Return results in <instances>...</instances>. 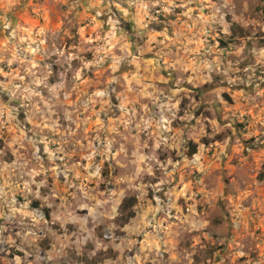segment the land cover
<instances>
[{"label":"rangeland","instance_id":"obj_1","mask_svg":"<svg viewBox=\"0 0 264 264\" xmlns=\"http://www.w3.org/2000/svg\"><path fill=\"white\" fill-rule=\"evenodd\" d=\"M183 2L188 7L162 12L127 0L125 16L115 7L109 11V0H0V202L17 212L0 219L6 238L55 223L102 241L100 264H179V251L199 244L201 231L215 240L223 228L230 241L243 219L255 250L233 257V264L264 260V137L248 135L256 110L243 103L264 93V33L253 36L231 13L224 15L225 0H204L209 6L202 8L200 0ZM185 31L200 38L174 59L170 41ZM133 85L143 89V99L158 95L161 103L176 93L180 117L195 105L191 120L182 123L195 127L203 119L211 122L207 131L213 125L219 130L199 141L184 137L183 166L178 155L168 164L180 169L170 184L145 177L141 183L158 190L141 193L138 185L130 195L123 189L132 178L122 181L114 214L104 216L92 205L116 191L126 165L112 157L120 145L108 155L96 146L113 137L139 145L148 134L137 135L130 119L139 99ZM149 131L156 136L157 129ZM234 154L257 162L240 182L233 179L239 162ZM153 159L163 163L168 154L157 146ZM186 169L192 170L186 175ZM41 182L43 199L31 195ZM130 199L137 201L128 210L135 218L126 223L122 206ZM227 241L206 248L205 264L225 255ZM22 255L0 243V264ZM194 259L200 264V256Z\"/></svg>","mask_w":264,"mask_h":264},{"label":"clouds","instance_id":"obj_2","mask_svg":"<svg viewBox=\"0 0 264 264\" xmlns=\"http://www.w3.org/2000/svg\"><path fill=\"white\" fill-rule=\"evenodd\" d=\"M125 2L127 0H109L108 10L111 11L112 7H115L120 13L127 16L130 14L129 11L122 7V4ZM191 2L192 0H188V3ZM132 3L137 7L147 8L150 11H155L158 8L162 12H172L178 7H188V4H185L183 0H132ZM203 6L209 5L205 4L204 0H200L197 7L202 8ZM222 7L226 10L223 13L224 15L231 13L233 20L242 23L253 36H256L257 33H264V0H225ZM237 13H239L238 16ZM200 22V20L197 21V23ZM199 38L195 33L187 31L177 32L170 41L177 49L173 54V58H182L183 54L189 51L190 45ZM130 91L139 98L138 102L133 106L134 111L130 119L134 120L137 135L140 132L148 133L146 140H142L137 145L133 140H122L120 137H113L112 141L107 144L104 140L100 141L99 146L94 144L97 147L98 154L104 153L105 155L111 152L112 147L120 145L117 147L116 153L112 154V157L119 156L126 165V172L121 174V181L117 182L116 191L110 192L106 197L101 198L99 202L92 205L93 210L109 217L114 214L111 209L119 198L122 181H128L129 177L132 178L123 189L130 195L136 191L138 185H140L139 191L141 193L148 187H155L158 190V185L142 184L141 182L144 181L145 177L150 176L153 179L159 180L162 184H170L173 172L179 174L180 169L175 165L169 169L168 164L170 161L175 160L178 155L180 157V165L183 166L184 152L180 151V149L184 148L187 144L184 137L186 136L189 140L199 141L205 137H214L219 130L213 125L212 131H207L211 122L203 119L198 121L195 127L191 123H182L183 120H191V110L195 105H191L185 112L184 117H180V110L177 104L173 102L177 99L176 93L168 97L166 103H161L158 95H154L151 99H143L145 93L142 88H136L133 85ZM243 103L246 110H256V116L250 122L252 126L248 130V135H255L257 136V140L260 141V137H264V93L257 92L254 97H246ZM156 107L161 108L162 111L156 112L154 110ZM173 122H175V126H173ZM256 125L259 127H256ZM152 128L157 129L156 136H153L149 131ZM157 146L160 147V154H168L167 161L161 163L153 159ZM145 150L147 151L145 152ZM174 151L176 155L173 154ZM137 153L142 155L143 158L141 160L132 158ZM260 155L264 158V152H261ZM234 158L238 159L239 162L237 163L238 171L236 177H233V179H237V182H240L242 173L254 172L257 162L251 156L245 160L235 157L234 154ZM261 162H264V159ZM141 164L143 165L142 169L140 168ZM191 170L186 169V175ZM158 172L160 175H157ZM214 179L215 177L212 173L205 176V180L210 185L214 183ZM30 183L35 182L30 181ZM69 183L71 186V182ZM5 187L11 186L6 183ZM15 187L18 188L19 185H15ZM177 187H179V184H177ZM25 188H28V185H25ZM42 188H44L43 182L36 184L35 188L31 190V195L43 199L44 193L41 191ZM82 199H88V197L85 196ZM5 208H9V211L5 212ZM15 215H17L16 210L10 206L7 200L0 202V219L7 221L11 216ZM236 227L237 234L230 241H227L223 228L218 230V234L214 233L216 234L215 240L201 231L199 234V244L193 241L179 251V264H196L194 258L197 256L201 257L200 264H205L207 258L204 253L206 248L213 244H223L226 241L228 243V250L225 255L219 261H216L213 257L211 261H208V264H233V257L254 251L253 245L255 241L250 240V234L244 220L241 219ZM33 228L34 230L30 229L28 231L22 228L21 232L16 234V239H12L11 236L7 238L4 236V232L8 231V229L0 227V243L11 244L23 253L22 256L12 261L11 264H100L102 257H98L97 253L102 249L106 251L102 241L98 242L95 239H90L79 228L73 231L71 228L66 226L60 227L55 223L33 226ZM183 231L190 232L191 230L183 229ZM16 240L20 241L19 245L16 244ZM261 243L264 244V241H261ZM215 255L219 256L220 252H216ZM103 264H110V262L104 260ZM258 264H264V260L259 261Z\"/></svg>","mask_w":264,"mask_h":264},{"label":"trees","instance_id":"obj_3","mask_svg":"<svg viewBox=\"0 0 264 264\" xmlns=\"http://www.w3.org/2000/svg\"><path fill=\"white\" fill-rule=\"evenodd\" d=\"M196 154H197V152L195 150L194 155H196ZM259 178H262V176H260ZM136 205H137V201L133 200V199H130V200L123 203L122 215L125 216L124 220L126 221V223H128L129 220L135 218V214H133L131 212L129 213L128 210H131V208H134Z\"/></svg>","mask_w":264,"mask_h":264}]
</instances>
